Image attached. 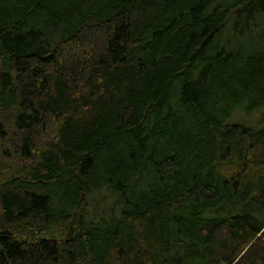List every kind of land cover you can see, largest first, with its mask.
<instances>
[{"label": "trees", "instance_id": "trees-1", "mask_svg": "<svg viewBox=\"0 0 264 264\" xmlns=\"http://www.w3.org/2000/svg\"><path fill=\"white\" fill-rule=\"evenodd\" d=\"M0 264H264V0H0Z\"/></svg>", "mask_w": 264, "mask_h": 264}]
</instances>
